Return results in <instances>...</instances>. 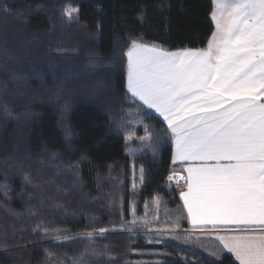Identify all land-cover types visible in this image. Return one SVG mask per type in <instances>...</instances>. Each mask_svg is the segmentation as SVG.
<instances>
[{"label": "trees", "instance_id": "1", "mask_svg": "<svg viewBox=\"0 0 264 264\" xmlns=\"http://www.w3.org/2000/svg\"><path fill=\"white\" fill-rule=\"evenodd\" d=\"M67 6L78 10L72 18ZM211 12L212 0H0V264H73L81 256L78 264H213L221 246L211 236L160 245L159 235L144 232V224L187 222L166 182L171 134L126 98L124 55L138 38L168 51L204 48ZM25 42L34 56L23 53ZM134 133L152 139L128 141ZM118 167L114 181L109 171ZM141 169L144 186L133 190ZM102 227L120 231L88 238ZM150 252L168 256L140 255ZM223 257L215 264H238Z\"/></svg>", "mask_w": 264, "mask_h": 264}, {"label": "snow or ice", "instance_id": "2", "mask_svg": "<svg viewBox=\"0 0 264 264\" xmlns=\"http://www.w3.org/2000/svg\"><path fill=\"white\" fill-rule=\"evenodd\" d=\"M213 6L215 28L204 48L130 42L126 98L166 122L173 163L184 164L187 174L180 177L183 208L189 224L215 230L221 246L211 253L215 261L226 252L238 264H264V0H213ZM77 11L67 6L64 14ZM138 19L144 22L143 12Z\"/></svg>", "mask_w": 264, "mask_h": 264}, {"label": "rangeland", "instance_id": "3", "mask_svg": "<svg viewBox=\"0 0 264 264\" xmlns=\"http://www.w3.org/2000/svg\"><path fill=\"white\" fill-rule=\"evenodd\" d=\"M7 13V12H6ZM64 16V15H63ZM14 17H19V15H16V16H14ZM68 17V16H67ZM9 25L10 26H13V25H15L14 24V21L13 20H10V22H9ZM11 35L12 36H18V31H16V26H14V30L11 32ZM70 35V34H69ZM62 35H60L59 37H61ZM51 37L53 38V36L51 35ZM90 38L91 39H93V36L91 37L90 36ZM35 39H36V37H35ZM62 40H63V42L64 43H71V42H73L74 41V39H72V38H69V36H62ZM26 42H29V41H26ZM26 42L25 43H23V45H25L26 44ZM76 42V41H75ZM27 45V47H26V49L25 50H23V53H27V55H30V56H34V55H32V53H31V51H30V44H26ZM32 49V48H31ZM79 54V53H78ZM80 54H82V53H80ZM126 57V56H125ZM90 58H92V59H95V55L94 54H92L91 56H90ZM120 58H121V60H120ZM120 58H119V56H118V60H119V62H121L120 64H122L123 65V57H122V53H120ZM126 65H127V58H126ZM99 68H105V67H103L102 65H100V67ZM110 76H108V78H109ZM107 78V79H108ZM111 78V77H110ZM54 79H55V81H56V78H55V76L53 77V81H54ZM68 79L70 80V76L68 77ZM93 99V98H92ZM95 100H96V98H95ZM128 137H127V139H128V141H130L131 142V140H136V141H139V142H141L142 141V138L143 137H141V138H137L136 136H135V133L134 134H129V135H127ZM52 168H55L54 166L52 167ZM122 171H121V169L118 167L117 168V172L115 173V174H112V172L111 171H109V174L111 175V177L113 178V180L115 181L116 179H117V176L119 175V173H121ZM137 177H138V182H136V180H135V177H133L132 176V189L133 190H137V191H140L142 188H143V186H144V182H145V180H144V174H143V179H141V172H139V174H137ZM122 192H119V191H116V194H115V200H121L122 199ZM154 203H155V205H156V207H158V204H159V199L158 198H155L154 199V201H153ZM156 209V212H157V210H158V208H155ZM142 215H144V219H145V213H143ZM156 219H159L158 217H155L154 218V220L152 221V223H154V221L156 220ZM134 220H136V221H140V220H138V219H134ZM145 221L146 222H148V220H146L145 219ZM133 223H136V222H133ZM133 225H137V224H133ZM143 227V229H144V232H147V231H152L153 232V234H156V235H159L160 237H159V240L157 241V243L158 244H162V243H166V242H170V241H172V240H174V241H178L177 243H179V244H182L183 243V241L185 242L186 241V238H188L187 236L188 235H191V236H199V237H203V236H209L208 234H203V233H198V234H196V233H193V232H188L187 231V229L185 228H182V227H179V226H171V225H165L164 223H160V226H154V225H148L147 226V224H144V226H142ZM101 229H104L105 231L104 232H101L100 230ZM109 231H114V232H116V231H120V228H118V229H112V228H105V227H102V228H100L99 230H97L96 232H94V233H89V234H99V235H104L105 233H107V232H109ZM139 231H142V230H139ZM178 235H182L183 236V239H182V241L181 242H179V239H180V237H178ZM212 238H213V236H212ZM166 247V244H165V246H164V248ZM203 249L205 250V253H210V251H211V249H209V248H207V247H203ZM133 254H135V251L133 252ZM142 257H143V259L144 258H150V259H162V258H165V257H167L168 255L166 254V253H163V252H160V253H155V252H150V253H141L140 254ZM130 257H132V256H126L125 257V259L126 260H131V259H129Z\"/></svg>", "mask_w": 264, "mask_h": 264}, {"label": "crops", "instance_id": "4", "mask_svg": "<svg viewBox=\"0 0 264 264\" xmlns=\"http://www.w3.org/2000/svg\"><path fill=\"white\" fill-rule=\"evenodd\" d=\"M214 10V6H213V0H212V11ZM212 13V12H211ZM210 18H211V15H210ZM212 21V19H211ZM213 23V26H214V22L212 21ZM215 28V26H214ZM214 31V30H213ZM212 35V34H211ZM211 38V36H210ZM209 38V39H210ZM206 47V46H205ZM174 51V50H173ZM126 89H127V72H126ZM139 102V101H138ZM140 103V102H139ZM151 112H153L165 125H166V122L163 121V118L159 116L158 113H155L153 110H150ZM167 127V125H166ZM171 145H172V156H173V150H174V146L172 144V138H171ZM171 162H172V170H176V171H179L181 173L184 174V176H186L187 174L183 172V167L185 166L184 164L180 163V162H176V163H173V160L171 158ZM183 191H186V186L184 185V187L182 188L181 192L177 193V197H178V200L180 202V205L182 206L183 208V201L180 199V195ZM183 211H184V214H185V218H186V222H187V230H190L192 231L193 233H203V234H208L209 236H213V238L215 239V230H212L210 226H200V225H191L189 224L188 222V218H187V211L183 208ZM230 254V253H229ZM231 255V254H230ZM234 259V257H233ZM238 263V262H237Z\"/></svg>", "mask_w": 264, "mask_h": 264}, {"label": "built area", "instance_id": "5", "mask_svg": "<svg viewBox=\"0 0 264 264\" xmlns=\"http://www.w3.org/2000/svg\"><path fill=\"white\" fill-rule=\"evenodd\" d=\"M175 174L174 178L170 181L168 179V177L170 175H173ZM184 176L183 173L179 172V171H176V170H171L167 176H166V182L171 185L174 190L176 191V193H179L181 192L182 188L184 187L185 183H184V180L183 179H180V177ZM188 232H192L190 230H187Z\"/></svg>", "mask_w": 264, "mask_h": 264}]
</instances>
